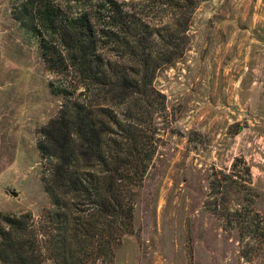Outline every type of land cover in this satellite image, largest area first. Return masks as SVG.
Returning a JSON list of instances; mask_svg holds the SVG:
<instances>
[{
	"label": "trees",
	"instance_id": "trees-1",
	"mask_svg": "<svg viewBox=\"0 0 264 264\" xmlns=\"http://www.w3.org/2000/svg\"><path fill=\"white\" fill-rule=\"evenodd\" d=\"M204 0H23L12 11L38 41L50 92L61 98L40 130V180L49 205L0 215V264L110 263L133 232L139 190L162 146L165 95L157 72L188 50ZM209 181L206 209L226 229L264 247L249 167ZM244 200H249L247 206Z\"/></svg>",
	"mask_w": 264,
	"mask_h": 264
},
{
	"label": "rangeland",
	"instance_id": "rangeland-1",
	"mask_svg": "<svg viewBox=\"0 0 264 264\" xmlns=\"http://www.w3.org/2000/svg\"><path fill=\"white\" fill-rule=\"evenodd\" d=\"M21 1L0 0V215L29 211L38 219L49 200L37 142L61 98L50 92L53 74L37 39L13 17ZM188 36L183 57L154 78L167 117L136 199L133 232L110 263L98 264H264V247L205 207L209 181L233 162L245 177L246 163V199L253 194L264 218V0L201 1Z\"/></svg>",
	"mask_w": 264,
	"mask_h": 264
},
{
	"label": "water",
	"instance_id": "water-1",
	"mask_svg": "<svg viewBox=\"0 0 264 264\" xmlns=\"http://www.w3.org/2000/svg\"><path fill=\"white\" fill-rule=\"evenodd\" d=\"M11 194H12L13 196H16V195H17L16 191H14V190L11 191Z\"/></svg>",
	"mask_w": 264,
	"mask_h": 264
}]
</instances>
